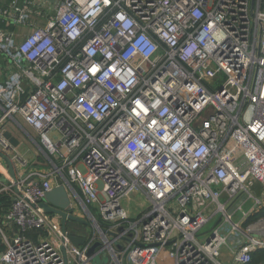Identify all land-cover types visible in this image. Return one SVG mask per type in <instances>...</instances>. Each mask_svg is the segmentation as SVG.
<instances>
[{"label": "built area", "instance_id": "2783aa9c", "mask_svg": "<svg viewBox=\"0 0 264 264\" xmlns=\"http://www.w3.org/2000/svg\"><path fill=\"white\" fill-rule=\"evenodd\" d=\"M44 3L0 4V264H264V0Z\"/></svg>", "mask_w": 264, "mask_h": 264}, {"label": "water", "instance_id": "95a60500", "mask_svg": "<svg viewBox=\"0 0 264 264\" xmlns=\"http://www.w3.org/2000/svg\"><path fill=\"white\" fill-rule=\"evenodd\" d=\"M5 136L10 139L11 143L15 146L19 144V141L16 137H14L9 131L5 132ZM2 155V153L0 152ZM6 160L8 161V164L10 166L11 173L14 174V167L12 162L9 160L7 156H4ZM70 196L68 193V190L64 184L55 185L51 190H49L44 198V201L42 203L43 207L48 211L52 213H58L62 216V225L63 228L66 229L68 226L69 221H76L84 225H90V222L81 219L77 216H75L72 213H69L71 211L70 207ZM71 240L76 245H81L84 243V239L80 238L77 235H70ZM100 245V242L95 243L88 251V254H92L96 247ZM94 264H98L94 262Z\"/></svg>", "mask_w": 264, "mask_h": 264}, {"label": "rangeland", "instance_id": "374dc122", "mask_svg": "<svg viewBox=\"0 0 264 264\" xmlns=\"http://www.w3.org/2000/svg\"><path fill=\"white\" fill-rule=\"evenodd\" d=\"M18 151L23 156L25 155V157L28 158V160L30 162H32L36 158V155L33 152L32 147L28 143H26V142L20 141V143H19L17 149L15 150V152H18ZM140 200L141 199H139V198H130L129 200H125L124 201V205L126 207L130 208L131 210L135 211L137 209V207L139 206V204H140ZM142 200L144 201L143 198H142ZM239 200H240V198L237 199V201H239ZM234 207L232 206L231 209H230V211H232ZM240 215L241 214L238 213L235 216V218L238 219L240 217ZM75 216H77V217H79L81 219L87 220L85 214L80 210V207L79 206L75 210ZM97 217L99 219H101L100 214H98V213H97ZM73 223L74 224L73 225L71 224V225L73 227H75V226H78V225H75V223H79V222L73 221ZM214 225H215L214 221H211L207 226L204 227L203 231H207L208 233H210V231L213 229ZM84 230H87V231H90L91 232L92 231V227L90 225H85ZM0 247L3 248L2 245H0ZM108 259H109V257H108V254L107 253H101L100 255H98V256H96L94 258V262H96L98 264H103L106 261H108Z\"/></svg>", "mask_w": 264, "mask_h": 264}, {"label": "crops", "instance_id": "0c3cea01", "mask_svg": "<svg viewBox=\"0 0 264 264\" xmlns=\"http://www.w3.org/2000/svg\"><path fill=\"white\" fill-rule=\"evenodd\" d=\"M10 1L11 0H0V4L1 5L2 4H6V3L10 2ZM43 1L45 2L44 5H45L46 8L53 9L54 6L56 5V2L58 0H43ZM12 68H13L12 64L7 59V57H5L4 55L0 54V81H3V80H5L8 77L9 73L12 71ZM20 141L26 142L32 147V145L30 143L31 141L29 142V141H27L25 139L24 140L21 139ZM32 150L35 153V150L33 148H32ZM53 183H54V185L57 184L55 180L53 181Z\"/></svg>", "mask_w": 264, "mask_h": 264}, {"label": "trees", "instance_id": "16d2710c", "mask_svg": "<svg viewBox=\"0 0 264 264\" xmlns=\"http://www.w3.org/2000/svg\"><path fill=\"white\" fill-rule=\"evenodd\" d=\"M262 254L260 255V256H258L254 261H253V263L252 264H258V262L262 259V257H263V252H261Z\"/></svg>", "mask_w": 264, "mask_h": 264}, {"label": "flooded vegetation", "instance_id": "af4514ba", "mask_svg": "<svg viewBox=\"0 0 264 264\" xmlns=\"http://www.w3.org/2000/svg\"><path fill=\"white\" fill-rule=\"evenodd\" d=\"M69 223H70V225H71V224H72V225L74 224V223H73V221H70ZM75 225H78V227H80V226H81V224H80V223H75Z\"/></svg>", "mask_w": 264, "mask_h": 264}]
</instances>
